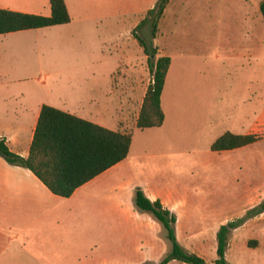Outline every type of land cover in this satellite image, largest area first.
Returning a JSON list of instances; mask_svg holds the SVG:
<instances>
[{
  "label": "rangeland",
  "instance_id": "374dc122",
  "mask_svg": "<svg viewBox=\"0 0 264 264\" xmlns=\"http://www.w3.org/2000/svg\"><path fill=\"white\" fill-rule=\"evenodd\" d=\"M78 1L87 9L100 2L105 20L96 25L81 19L68 32L51 34L58 41L48 47L51 50L42 58L33 47L30 52L22 51L16 45L17 37L1 36L6 40L0 39V72L5 76L0 80L11 82L9 90L0 91V115L4 108H22L35 97L60 109L62 102L69 103L71 87L101 88L109 80L113 103L117 104L119 98L122 106L121 99L125 100L124 127L133 132L129 160L138 168H128L126 172L127 195L133 192L128 188L130 178L140 186L173 189L177 199L189 194L174 205L177 241L185 251L213 264L217 259L219 227L264 204L263 200L254 205H230V191L239 173L230 168L228 155L221 156V164L212 161L214 168H194V162L210 159V145L229 130L226 120L231 91L264 80V63L248 65L239 55L236 58L237 46L233 43L236 37L246 34V25L241 21L245 11L258 14L264 23L258 10L260 0H171L155 38L151 37L149 23L137 31L151 50L156 48L160 56H168L172 62L167 89L165 86L163 91L165 121L160 128L143 131L136 130L135 122L152 77L148 57L134 39L133 31L158 0H149L140 12L136 10L148 0ZM19 34H27L24 36L28 38L46 36ZM241 94L244 95L237 93ZM253 133L260 134V127L254 126ZM253 151L264 156V145ZM170 154L173 157L167 160ZM166 197L172 200V194ZM91 210H95L94 206L89 207ZM147 221L148 230L138 235L128 227L122 230V222L111 217L101 238L97 231L100 222L79 218L74 236L78 244L76 258L62 264H154L141 259L145 253L157 254L158 264L171 244L159 224ZM102 239L100 246H82L85 241ZM228 245L226 264H264V212L233 231Z\"/></svg>",
  "mask_w": 264,
  "mask_h": 264
},
{
  "label": "crops",
  "instance_id": "0c3cea01",
  "mask_svg": "<svg viewBox=\"0 0 264 264\" xmlns=\"http://www.w3.org/2000/svg\"><path fill=\"white\" fill-rule=\"evenodd\" d=\"M64 2L71 18L68 25L24 31L45 34L44 37L28 38L24 36L27 34H19L24 32L8 34L11 35L9 37H17L16 45H19L24 52H30L32 47L34 50L38 49L39 52H35L42 58L51 50L48 47L55 45L58 41V38L51 34L60 31L68 32L81 19L99 25L106 18L104 7L100 2L92 4L90 9L76 0H64ZM260 2L261 0L258 1V10ZM147 5L149 0L144 7L136 11H142ZM0 10L43 17L51 15L49 0H0ZM241 21L244 26L246 25V34L233 40L237 46L234 56L237 58L239 55L247 60L248 65L255 62L264 63V23L258 14L248 11L244 12ZM0 39L6 40L1 36ZM171 68L172 65L168 69L165 90L170 79ZM111 75L113 71L108 77L110 78ZM0 78H5L2 72H0ZM9 82L11 81L0 80V91L9 90ZM238 92L244 95L238 96ZM71 94L69 103L62 102L60 109L54 105H46V102L39 97L26 102L22 108L21 106L4 108L0 115V140L5 141L12 153L27 158L43 105L110 131L133 136V132H128L124 127L125 100L121 99L122 106L118 103L119 98L117 104L113 103L115 101L111 97L109 80L107 85L101 88L93 85H75L71 87ZM231 94L228 120H226L229 130L225 132L241 136H256L260 140L252 145L225 151L227 154L210 150L212 153L209 154L210 159L207 162L202 160V163L194 162V168H214V163L223 162L221 156L228 155L230 168H236V173H239L230 191V205L259 204L264 200V156L262 153H255L253 148L264 145V80L256 81V83L252 81L240 89L234 88ZM162 102L163 93L161 96L163 110ZM254 126L260 127V134L254 135ZM132 149L131 143L129 155L125 160L77 189L68 199L51 194L29 170L9 165L0 157V264H62L63 261L69 262L72 257L76 258L78 244L74 236L76 220L79 218L100 222L97 231L101 238L104 234V225L108 227L107 223L111 217L115 221L122 222L120 226L122 230L128 227L131 231L142 235L143 231L148 230L147 220H154L150 215L135 210L134 193L137 188H140L150 201H159L164 209L173 213L176 200L186 199L189 194H184L177 199L173 189L161 191L148 185L140 186L137 181L130 178L128 188L133 192L127 195L124 184L126 172L128 168H138L134 167L129 160ZM172 157V154L166 156L167 160ZM217 157L219 159L215 161ZM136 159L139 161V158L135 157ZM155 161L157 162L156 159ZM182 163L183 160L179 162V164ZM187 165H190L188 160ZM150 168L155 167L150 166ZM166 194H172V200L170 197L167 198ZM208 196L211 197V194ZM90 206H94L95 210L89 212ZM102 243L103 239L96 242L85 241L82 246L97 247ZM147 245L151 249L150 244L147 243ZM141 259L155 264L158 255L145 253Z\"/></svg>",
  "mask_w": 264,
  "mask_h": 264
},
{
  "label": "trees",
  "instance_id": "16d2710c",
  "mask_svg": "<svg viewBox=\"0 0 264 264\" xmlns=\"http://www.w3.org/2000/svg\"><path fill=\"white\" fill-rule=\"evenodd\" d=\"M170 1L158 0L133 31L134 39L148 57L152 77L136 121L135 127L139 131L160 128L165 121L161 96L171 59L168 56H160L156 48L151 50L136 33L149 23L151 37L155 38L159 21ZM49 3L50 17L0 10V36L68 25L71 18L64 0H49ZM259 12L264 20V0L259 3ZM259 140L260 138L256 136L225 132L211 144L210 150L232 151L252 145ZM131 143V134L113 132L43 105L28 157L22 158L12 153L4 140H0V157L9 165L29 170L51 194L68 199L77 189L125 160L129 155ZM134 208L150 215L166 232V239L170 242L171 249L158 264H169L173 261L182 264H207L199 256L185 251L178 243L174 227L175 215L164 209L159 201H150L140 188L134 193ZM263 212L264 204H261L258 208L248 211L242 218L219 227L216 234L217 259L213 264H226L225 255L231 233Z\"/></svg>",
  "mask_w": 264,
  "mask_h": 264
}]
</instances>
